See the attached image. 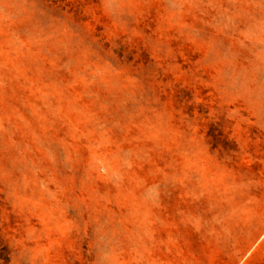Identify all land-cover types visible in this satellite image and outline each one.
I'll use <instances>...</instances> for the list:
<instances>
[{
    "label": "rangeland",
    "instance_id": "obj_1",
    "mask_svg": "<svg viewBox=\"0 0 264 264\" xmlns=\"http://www.w3.org/2000/svg\"><path fill=\"white\" fill-rule=\"evenodd\" d=\"M258 201L264 0H0V264H191Z\"/></svg>",
    "mask_w": 264,
    "mask_h": 264
},
{
    "label": "crops",
    "instance_id": "obj_2",
    "mask_svg": "<svg viewBox=\"0 0 264 264\" xmlns=\"http://www.w3.org/2000/svg\"><path fill=\"white\" fill-rule=\"evenodd\" d=\"M248 208L254 214L247 221L242 220L233 231L241 237L233 244L211 249L206 257L195 259L191 264H264V242L259 241L264 235V201L250 203Z\"/></svg>",
    "mask_w": 264,
    "mask_h": 264
}]
</instances>
